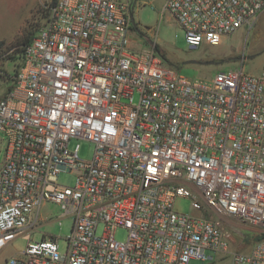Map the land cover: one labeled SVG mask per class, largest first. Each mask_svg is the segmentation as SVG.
I'll return each mask as SVG.
<instances>
[{
  "label": "built area",
  "instance_id": "1",
  "mask_svg": "<svg viewBox=\"0 0 264 264\" xmlns=\"http://www.w3.org/2000/svg\"><path fill=\"white\" fill-rule=\"evenodd\" d=\"M132 5H43L0 99V264H264V66L188 79L155 43L135 47ZM263 11L264 0L162 7L191 50L219 46ZM74 138L91 143L89 160L69 148ZM61 172L73 187L58 184ZM181 198L190 214L176 209ZM46 203L71 220L63 251L59 237L32 240ZM17 239L24 249L7 255Z\"/></svg>",
  "mask_w": 264,
  "mask_h": 264
},
{
  "label": "rangeland",
  "instance_id": "2",
  "mask_svg": "<svg viewBox=\"0 0 264 264\" xmlns=\"http://www.w3.org/2000/svg\"><path fill=\"white\" fill-rule=\"evenodd\" d=\"M53 0H0V98L13 85V77L17 72L23 53H16L17 41L23 37L24 31L30 24L42 23V7ZM133 1V0H132ZM162 0H137L132 5L131 16L136 28L133 36L137 38L136 48L149 47L150 42L160 49L163 60L177 69L180 75L188 79L210 81L218 71H227L237 68L241 61L244 70L250 74H258L264 66V11L250 27L238 30L236 33L223 39L219 46L202 45L191 50L185 41L184 31L171 19L168 13L160 17ZM37 32V31H36ZM35 32V33H36ZM35 35V34H34ZM195 60L197 63H186ZM4 136L0 132V165L3 160ZM79 146L78 156L89 160L92 156L93 146L83 139H71L69 148ZM75 178L72 174L61 172L58 175V184L73 187ZM175 207L178 211L190 214V200L177 199ZM61 210L55 203H46L41 209L42 222L32 234V240L38 241L42 236L59 237V250L66 246V237L70 233L71 220L63 218L58 220ZM60 221V225H58ZM245 236L254 235L250 230L240 229ZM102 233V226L97 234ZM114 237L117 241H124L126 231L118 229ZM257 237V236H256ZM256 237L238 238L236 240L245 245L256 241ZM247 241V242H246ZM26 241L15 240L6 254L22 251ZM241 249V248H240ZM242 250V249H241ZM189 264H205L201 261L191 260ZM224 264H228L225 261Z\"/></svg>",
  "mask_w": 264,
  "mask_h": 264
},
{
  "label": "trees",
  "instance_id": "3",
  "mask_svg": "<svg viewBox=\"0 0 264 264\" xmlns=\"http://www.w3.org/2000/svg\"><path fill=\"white\" fill-rule=\"evenodd\" d=\"M55 1L56 0H53L52 2H55ZM39 27H40V25L38 23H35V24L32 23L28 26V28L23 33V37L17 41V47H16L17 48L16 49L17 54L24 52L25 47L31 42L32 38L34 37L35 32L38 30ZM155 51L157 53H159V55L162 57V59H164L163 55H162V53H161V51L157 45L155 46ZM260 238L261 237H256V240H259Z\"/></svg>",
  "mask_w": 264,
  "mask_h": 264
},
{
  "label": "crops",
  "instance_id": "4",
  "mask_svg": "<svg viewBox=\"0 0 264 264\" xmlns=\"http://www.w3.org/2000/svg\"><path fill=\"white\" fill-rule=\"evenodd\" d=\"M136 1H137V0H133V4H134V5L136 4ZM152 1L154 2V0H152ZM164 2H165V0H162V3H161V4H162V5H161V11H160V17L163 16V15L165 14V13L162 14V7H163V5H164ZM131 18H132V16H131ZM132 22H133V20H132ZM134 27L136 28V26H134ZM134 27H133V28H134ZM131 38H132V41H133L134 43H137V42H138V41H137V38H134V36H133V29H132V32H131ZM151 43H153V42H150V44H151ZM154 43H155V42H154ZM11 87H12V86H11ZM7 92H8V90H7ZM7 92H6V93H7ZM6 93H5V94H6ZM3 96H4V95H3ZM2 98H3V97H2ZM2 98H0V99H2Z\"/></svg>",
  "mask_w": 264,
  "mask_h": 264
},
{
  "label": "water",
  "instance_id": "5",
  "mask_svg": "<svg viewBox=\"0 0 264 264\" xmlns=\"http://www.w3.org/2000/svg\"><path fill=\"white\" fill-rule=\"evenodd\" d=\"M135 25H134V23L132 22V27H134ZM186 63H197L195 60H190V61H187Z\"/></svg>",
  "mask_w": 264,
  "mask_h": 264
}]
</instances>
